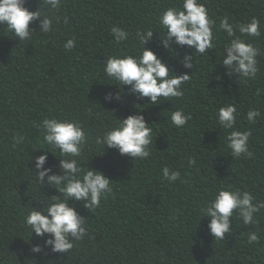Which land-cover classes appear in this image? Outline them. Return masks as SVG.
<instances>
[{
  "label": "trees",
  "instance_id": "1",
  "mask_svg": "<svg viewBox=\"0 0 264 264\" xmlns=\"http://www.w3.org/2000/svg\"><path fill=\"white\" fill-rule=\"evenodd\" d=\"M199 2L214 21L215 49L193 53L192 69L179 62L192 54L187 46L173 44L171 52L158 46V17L169 7H182V0H61L59 9L25 0L30 11L39 9L52 19L51 31L39 32L38 20L32 21V38L19 41L0 24V264H264V207L250 225L234 212L224 240L210 234V218L200 217L220 188L249 192L254 204H264V0ZM225 17L233 25L255 17L261 35L249 37L237 29L228 37L219 28ZM112 26L123 28L127 41L115 43ZM138 29L154 31L145 46L170 71L189 73L182 97L157 105L148 104L147 97L137 101L129 85L118 90L103 73L106 57L141 52ZM235 37L259 49L254 79L229 74L221 65L224 45ZM70 38L75 47L66 50ZM106 94L113 98L105 99ZM228 103L237 113L234 129L226 130L215 116ZM177 109L191 117L179 128L170 121ZM249 109L260 113L255 123L246 119ZM138 112L153 128L147 158L132 159L96 143L117 119ZM49 118L80 123L87 140L77 159L85 169L101 171L112 187L92 210L69 201L84 216L87 234L66 253L53 252L46 237L30 234L24 223L29 207H40L55 194L36 181L33 170L42 150L52 152L45 166L56 171L58 165V150L44 142L37 127ZM232 130L250 132L249 155H232L226 139ZM165 167L178 171L179 178L168 181ZM252 232L258 239L249 243ZM32 245L41 251L33 252Z\"/></svg>",
  "mask_w": 264,
  "mask_h": 264
},
{
  "label": "clouds",
  "instance_id": "2",
  "mask_svg": "<svg viewBox=\"0 0 264 264\" xmlns=\"http://www.w3.org/2000/svg\"><path fill=\"white\" fill-rule=\"evenodd\" d=\"M25 0H0V24H3L19 41L30 40L34 29L29 27L30 22H39V32L48 33L52 30L53 21L43 15L39 9L30 11L24 6ZM50 9H59L61 0H43ZM159 32L158 46L172 51V45L187 46L191 55H184L179 62L184 68L192 69L193 53L208 54L214 50L213 25L205 5L199 0H182V7H169L158 17ZM219 28L228 37H234L235 31L249 37H259L260 21L253 17L248 23L230 24L225 17L220 20ZM111 35L115 43L120 44L128 39V33L121 27L112 26ZM153 30H137L136 37L142 45L138 55L108 56L104 60L102 69L110 81H115L118 90L122 85H129L128 92L139 101L148 98L147 103L157 105L161 100L179 98L183 96L182 84L190 79L189 73L177 74L170 71L169 66L158 57L153 50L145 45L153 37ZM63 47L66 50L75 47L73 39H68ZM259 49L253 43L239 37L228 40L223 48L222 63L229 74L239 76L244 80L254 79L259 71L257 56ZM174 74V75H171ZM113 85V83H107ZM260 91V90H258ZM106 94L105 99H112ZM119 99V95L115 97ZM137 105H139L137 103ZM237 107L228 103L221 106L215 116L219 125L224 129H234L236 124ZM260 115L256 109H249L246 119L255 123ZM191 119L183 110L171 112L172 125L179 128L185 126ZM118 123L110 127L100 136L96 143L103 149L113 148L122 156L132 159H145L150 155L149 145L153 144V128L146 122L141 113L129 114ZM37 127L42 128L44 142L58 150L53 156L58 160L56 171L47 164L49 151H43L35 156L33 170L35 179L41 186L55 189V194L49 196L47 202H41L40 207H29L24 223L30 234L37 237H46L44 244L51 246L53 252L66 253L73 247L74 241H79L87 234L86 221L75 208L72 202H83V206L92 210L100 205L102 198L112 192L110 179L101 171L82 166L81 147L87 140V135L80 123L74 120L58 118L43 119ZM250 132L232 130L227 135L228 147L234 157L242 154L249 155ZM41 150V149H39ZM162 174L168 181H176L180 173L162 169ZM59 193L60 195H57ZM253 196L249 192L230 191L220 188L214 198L201 208L200 217H208L210 234L224 240L225 234L230 232L232 216L235 212L245 225L255 223L256 214L264 204H254ZM249 243L257 241L255 232L247 234ZM33 252H40V245H32Z\"/></svg>",
  "mask_w": 264,
  "mask_h": 264
}]
</instances>
